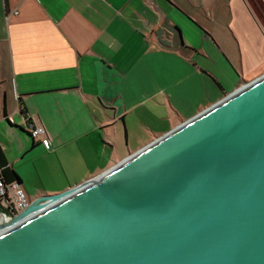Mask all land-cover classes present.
Segmentation results:
<instances>
[{
	"label": "crops",
	"instance_id": "obj_1",
	"mask_svg": "<svg viewBox=\"0 0 264 264\" xmlns=\"http://www.w3.org/2000/svg\"><path fill=\"white\" fill-rule=\"evenodd\" d=\"M262 75L264 26L248 0H0V146L31 201ZM28 121L46 136L32 139Z\"/></svg>",
	"mask_w": 264,
	"mask_h": 264
},
{
	"label": "water",
	"instance_id": "obj_2",
	"mask_svg": "<svg viewBox=\"0 0 264 264\" xmlns=\"http://www.w3.org/2000/svg\"><path fill=\"white\" fill-rule=\"evenodd\" d=\"M0 216V264H264V75L101 175Z\"/></svg>",
	"mask_w": 264,
	"mask_h": 264
},
{
	"label": "built area",
	"instance_id": "obj_3",
	"mask_svg": "<svg viewBox=\"0 0 264 264\" xmlns=\"http://www.w3.org/2000/svg\"><path fill=\"white\" fill-rule=\"evenodd\" d=\"M27 133L32 139H42L46 136V129L30 121ZM31 200L21 185L5 186L0 177V211L7 216H17L29 207Z\"/></svg>",
	"mask_w": 264,
	"mask_h": 264
},
{
	"label": "trees",
	"instance_id": "obj_4",
	"mask_svg": "<svg viewBox=\"0 0 264 264\" xmlns=\"http://www.w3.org/2000/svg\"><path fill=\"white\" fill-rule=\"evenodd\" d=\"M21 113L26 116V109L21 104ZM0 177L5 184V186H12L13 184L21 185L22 181L19 176L12 170L7 163L4 152L0 146Z\"/></svg>",
	"mask_w": 264,
	"mask_h": 264
},
{
	"label": "rangeland",
	"instance_id": "obj_5",
	"mask_svg": "<svg viewBox=\"0 0 264 264\" xmlns=\"http://www.w3.org/2000/svg\"><path fill=\"white\" fill-rule=\"evenodd\" d=\"M254 13L264 26V0H248ZM51 196V195H49Z\"/></svg>",
	"mask_w": 264,
	"mask_h": 264
},
{
	"label": "bare ground",
	"instance_id": "obj_6",
	"mask_svg": "<svg viewBox=\"0 0 264 264\" xmlns=\"http://www.w3.org/2000/svg\"><path fill=\"white\" fill-rule=\"evenodd\" d=\"M2 219V216H0V220Z\"/></svg>",
	"mask_w": 264,
	"mask_h": 264
}]
</instances>
